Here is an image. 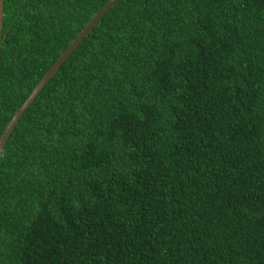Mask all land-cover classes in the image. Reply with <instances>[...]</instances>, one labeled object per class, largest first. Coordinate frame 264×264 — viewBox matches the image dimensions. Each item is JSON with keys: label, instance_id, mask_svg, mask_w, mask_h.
<instances>
[{"label": "trees", "instance_id": "1", "mask_svg": "<svg viewBox=\"0 0 264 264\" xmlns=\"http://www.w3.org/2000/svg\"><path fill=\"white\" fill-rule=\"evenodd\" d=\"M108 0H4L0 136ZM0 264H264V0H118L0 152Z\"/></svg>", "mask_w": 264, "mask_h": 264}, {"label": "water", "instance_id": "2", "mask_svg": "<svg viewBox=\"0 0 264 264\" xmlns=\"http://www.w3.org/2000/svg\"><path fill=\"white\" fill-rule=\"evenodd\" d=\"M118 0H108L106 4L101 8L99 12H97L91 20L86 24L83 30L77 35V37L70 43V45L66 48V50L61 54L58 60L53 64V66L49 69V71L44 75V77L38 82V84L34 87L30 95L27 97L25 102L18 108L15 112L2 135L0 136V152L4 149L7 140L11 133L13 132L16 124L19 119L23 116L26 109L33 103L35 98L39 95V93L43 90V88L48 84V82L55 76L57 71L60 69L62 64L68 59V57L74 52V50L79 46V44L90 34V32L94 29V27L98 24V22L102 19V17L110 10V8L117 2ZM3 17H4V0H0V50H1V40H2V28H3Z\"/></svg>", "mask_w": 264, "mask_h": 264}]
</instances>
